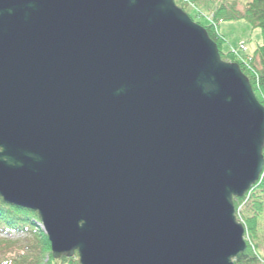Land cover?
Instances as JSON below:
<instances>
[{
    "label": "water",
    "instance_id": "obj_1",
    "mask_svg": "<svg viewBox=\"0 0 264 264\" xmlns=\"http://www.w3.org/2000/svg\"><path fill=\"white\" fill-rule=\"evenodd\" d=\"M264 106L174 0H0V197L53 258L233 264Z\"/></svg>",
    "mask_w": 264,
    "mask_h": 264
},
{
    "label": "trees",
    "instance_id": "obj_2",
    "mask_svg": "<svg viewBox=\"0 0 264 264\" xmlns=\"http://www.w3.org/2000/svg\"><path fill=\"white\" fill-rule=\"evenodd\" d=\"M174 0L175 4L202 20L209 37L217 44L220 57L236 62L247 76L258 101L264 106V0H242L241 9L235 0ZM193 6V7H192ZM244 19L261 34V44L247 54L250 60L222 51L224 39L218 30L222 21ZM264 157V147H263ZM236 218L245 229L246 249L233 259V264H260L259 244L256 242L258 218L264 211V169L260 180L242 197H233ZM39 217L31 209L6 203L0 197V264H78L77 256H51L49 241L39 226ZM17 236V238H15ZM21 236V237H20Z\"/></svg>",
    "mask_w": 264,
    "mask_h": 264
},
{
    "label": "rangeland",
    "instance_id": "obj_3",
    "mask_svg": "<svg viewBox=\"0 0 264 264\" xmlns=\"http://www.w3.org/2000/svg\"><path fill=\"white\" fill-rule=\"evenodd\" d=\"M184 1L190 3L189 0H184ZM235 1H236V7L238 9H241L242 0H235ZM193 17H194L193 21L196 23L200 22L201 24H206L208 21V20H202L200 17H197L195 14H193ZM218 30L224 39L221 50L230 51L232 55L238 58H242L243 61L248 59L250 60V57H248L249 55L247 54H250L256 48V46L261 44L260 30L258 28H253L244 19L222 21L218 25ZM15 238H17V236ZM256 242L260 246L258 247V250L256 249L258 257L262 260L260 264H264V211L261 213V215L258 218V230L256 233ZM75 255L77 256V253Z\"/></svg>",
    "mask_w": 264,
    "mask_h": 264
}]
</instances>
